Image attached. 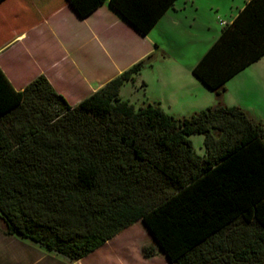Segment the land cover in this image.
<instances>
[{
  "label": "trees",
  "instance_id": "16d2710c",
  "mask_svg": "<svg viewBox=\"0 0 264 264\" xmlns=\"http://www.w3.org/2000/svg\"><path fill=\"white\" fill-rule=\"evenodd\" d=\"M66 1L79 17L107 2L146 35L176 0ZM261 58L264 0H248L191 73L219 99ZM149 65L150 56L74 106L43 75L17 91L0 69L4 233L78 261L140 220L173 264H264V124L221 103L176 119L122 100Z\"/></svg>",
  "mask_w": 264,
  "mask_h": 264
},
{
  "label": "crops",
  "instance_id": "0c3cea01",
  "mask_svg": "<svg viewBox=\"0 0 264 264\" xmlns=\"http://www.w3.org/2000/svg\"><path fill=\"white\" fill-rule=\"evenodd\" d=\"M188 6L198 12V8L194 7L195 0H176L152 29L143 35L107 2L85 17H79L66 0H4L0 3V69L17 91H21L36 77L43 75L53 89L62 95L68 104L74 106L148 56L150 65L145 66L141 73L153 69L157 61L162 66L169 62L170 67H181L173 57L175 49L179 48V40L175 43L171 40L174 47L166 49L164 42L167 41L168 35H173L168 29L175 28L176 35L180 34L179 28L185 24L180 22L178 14L181 11L185 13ZM241 8L231 16V20L223 21L231 23ZM191 19L194 20L195 17ZM188 28L189 35H192L190 31L193 26L189 25ZM171 50L172 57L164 54ZM203 54L194 47L192 56L196 59L192 60L193 64L187 65L184 71L188 85L197 82L191 70ZM261 60L262 58L247 68L257 66V69L261 66L258 65ZM177 77L174 70L159 75V79L167 84L175 83ZM223 101H226L225 98ZM235 106L243 109L254 121L264 124V119L254 108H245L241 104ZM137 222L143 224L140 220ZM143 226L150 234L154 254L150 257L142 254V257L146 260L163 257L167 264H173L157 246L146 226ZM116 236L106 243L114 240ZM13 239L28 241L30 245L26 252L21 254L16 251L10 244L14 243ZM85 258L86 256L78 261H70L17 234H0V264H83Z\"/></svg>",
  "mask_w": 264,
  "mask_h": 264
},
{
  "label": "rangeland",
  "instance_id": "374dc122",
  "mask_svg": "<svg viewBox=\"0 0 264 264\" xmlns=\"http://www.w3.org/2000/svg\"><path fill=\"white\" fill-rule=\"evenodd\" d=\"M244 2L246 0H195L194 7L198 8V12L188 6V10L185 12L186 18L185 13L181 11L178 18L181 23L185 24L184 27L179 28V35H176L175 28L168 29L173 32V35H168L167 41L164 42L166 49L173 46L171 40L174 43L179 40L177 43L179 48L175 49L173 57L182 68L170 67L168 60H164L167 62L166 66H162L157 61L153 69L145 70L133 83L123 85L120 90V98L136 108L147 103L159 104L167 115L176 119L189 117L193 113L217 103L230 106L241 104L245 108L250 106L264 119V58L258 64L261 66L257 69L255 68L257 66H251L230 79L224 85L225 89L219 99L198 80L194 84L188 85L184 78L185 67L193 64L192 60L196 59L194 55L192 56L194 47L202 54L206 52L222 28L219 25V20H231V16H234L238 8L244 5ZM192 17L195 19L192 20ZM189 25L193 26L190 31L192 35L188 33ZM172 52L173 50L164 52V54L172 57ZM173 70L178 76L175 83L167 84L159 79L160 74ZM143 81L146 87H143ZM223 98L226 101H223ZM189 141L195 152L202 155L204 152L203 137L192 135L189 137ZM4 230V225L0 221V234L6 236ZM13 242L10 244L21 254L26 252V248L30 245L26 240L13 239ZM144 247H153L150 234L141 222H136L120 232L114 240L88 254L83 264H167L163 257L156 260L144 259L142 257Z\"/></svg>",
  "mask_w": 264,
  "mask_h": 264
},
{
  "label": "built area",
  "instance_id": "2783aa9c",
  "mask_svg": "<svg viewBox=\"0 0 264 264\" xmlns=\"http://www.w3.org/2000/svg\"><path fill=\"white\" fill-rule=\"evenodd\" d=\"M227 23L225 22V21H223V20H219V25L220 26H225Z\"/></svg>",
  "mask_w": 264,
  "mask_h": 264
}]
</instances>
